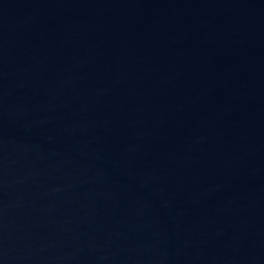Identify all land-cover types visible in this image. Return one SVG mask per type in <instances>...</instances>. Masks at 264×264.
Wrapping results in <instances>:
<instances>
[{
  "label": "water",
  "instance_id": "water-1",
  "mask_svg": "<svg viewBox=\"0 0 264 264\" xmlns=\"http://www.w3.org/2000/svg\"><path fill=\"white\" fill-rule=\"evenodd\" d=\"M0 264H264V0H0Z\"/></svg>",
  "mask_w": 264,
  "mask_h": 264
}]
</instances>
